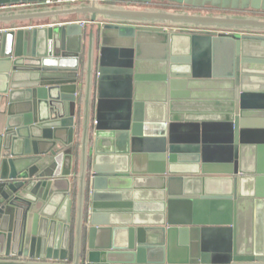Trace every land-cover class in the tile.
<instances>
[{
	"label": "water",
	"instance_id": "water-1",
	"mask_svg": "<svg viewBox=\"0 0 264 264\" xmlns=\"http://www.w3.org/2000/svg\"><path fill=\"white\" fill-rule=\"evenodd\" d=\"M135 1L0 12V264H264V0ZM155 27L165 53L140 56ZM114 60L131 117L106 120L105 152ZM188 100L221 118L183 120ZM137 179L157 182L153 215L124 199Z\"/></svg>",
	"mask_w": 264,
	"mask_h": 264
},
{
	"label": "rangeland",
	"instance_id": "rangeland-1",
	"mask_svg": "<svg viewBox=\"0 0 264 264\" xmlns=\"http://www.w3.org/2000/svg\"><path fill=\"white\" fill-rule=\"evenodd\" d=\"M155 1H160V0H155ZM161 1H164V0H161ZM153 31H155L156 34L153 33V35L156 37V39H154L151 35L147 36V40L150 41V39H153L155 41V43H157V46L159 47V50L158 49H155L153 52H148L149 50L148 49H145L142 47L141 51H144L143 53H140V56H145V58H155L157 56H160L161 53H165V44L164 42H162V37H157V34H161L159 31H161V28L160 27H155L153 29ZM200 34H196L195 35V46H194V50H198V48L200 47V44L203 42V39L204 37L202 36H198ZM161 46V47H160ZM164 52H160V50H162ZM198 58H196V65H195V69H194V75L196 77H202L203 76V73L202 71H199L198 70ZM113 69H110L108 71L105 72V75L103 76L104 77V81L106 82V84H108L107 86H111L114 90L108 92L109 94H115L114 95V98H111L112 99H116L115 102H104L102 103V105L100 104L99 108H98V117H99V120H100V124L97 125L98 127V131L101 135V133L105 130V129H109L111 130L112 132H114L115 134L117 133V130L114 129V128H109L110 126H113L114 125V121L110 122L111 124H108V122H106L107 119H110V120H114V118L116 117V119L120 118V117H125L127 120H130V117H131V105L130 103H126V98H124L120 93L121 92H124V87L121 86L120 84H115L113 83L115 80H119L120 83H123V81H125L129 76L127 74H125L124 70L126 69L125 65H119V64H116L115 63V60L112 62V65ZM112 96V95H111ZM122 97V98H121ZM108 97L106 96V99ZM210 102V101H209ZM219 101H214V102H210L208 104H204L202 106H210V105H219ZM188 105L190 107H197V106H192L191 104L188 103ZM214 113H211V111H207L205 112L206 114L205 115H185V117L183 118V120H187V119H206V120H210V121H214V120H217L219 118H221V112L219 111H213ZM174 118L177 117V116H173ZM191 120V119H190ZM198 127V126H197ZM196 127V128H197ZM199 128V127H198ZM213 129H216V127H212ZM106 132V130H105ZM104 132V133H105ZM103 135V133H102ZM101 135V136H102ZM126 135V134H125ZM115 136V135H114ZM97 139H99V137H97ZM114 147V146H112ZM217 205V204H216ZM196 208L197 209H203L206 208V211L208 212V214L206 212H202V210H199V212H201V217H208V219H210L211 215L215 213H217V211L219 210L220 206L217 205L216 207L212 206L211 204H208V205H203V206H200V205H196Z\"/></svg>",
	"mask_w": 264,
	"mask_h": 264
},
{
	"label": "crops",
	"instance_id": "crops-1",
	"mask_svg": "<svg viewBox=\"0 0 264 264\" xmlns=\"http://www.w3.org/2000/svg\"><path fill=\"white\" fill-rule=\"evenodd\" d=\"M130 3H132V4H145V3H143V0L130 2ZM154 3H159V2L153 0L150 4H154ZM51 22L53 23V22H57V21L52 20ZM51 22H49V20H41V21L32 22L31 24H33V25H47L48 23H51ZM145 40L146 39H144V41H143V45H144V47H147L145 49H148L149 50L148 52H153L155 49H157V47H158L157 43H155V41L153 39H150V41L149 40L145 41ZM115 101L116 100L110 101V102H115ZM211 102H214V101H211ZM188 103L191 104L192 106H197V107H190L188 105ZM208 103H210V102L207 100H205V101H203V100L202 101H200V100L182 101L180 104H181V106L184 107L185 110L179 113V117L182 116L184 118L186 114L188 116L189 115H203V114L205 115V113L202 111L208 110L207 108L209 106H202V105L208 104ZM222 106H225V104L222 105V103H219V105H217V106L210 105V108L215 109V108L222 107ZM192 110H194V111L191 112ZM172 116H175V114L173 112H172ZM2 128H3L2 123H0V131L2 130ZM101 138L105 142L103 144V149H101V150L105 151V152H112L113 147H112L111 143L114 140V134H112V131L106 130V132L103 133ZM131 183H133V184H131ZM125 184L129 187V190H128L129 196L127 195V197L124 199H131L134 202L138 201L140 203H145V202L150 203L149 204L150 208L148 207V209H142L141 211H136V213H143V214L148 213L150 216V215H153L157 212V209L155 207V204H156V199H155L156 198V194H155L156 189H155V187L157 186L156 181H153V179H137V180H134L133 182L128 181ZM178 202H179V204H185V206H187L188 208H190V206H196V205H200V206L205 205L206 206L209 204L208 201H203V200H198V201H194V202L186 200L185 202H187V203H184V201H178ZM198 210H202V212H206L208 214V212L206 211V208H204V210L203 209H198ZM199 214H201V212H199ZM178 245H180V242H176V244H173L172 248L176 251H179V250L181 251V248H179Z\"/></svg>",
	"mask_w": 264,
	"mask_h": 264
},
{
	"label": "built area",
	"instance_id": "built-area-1",
	"mask_svg": "<svg viewBox=\"0 0 264 264\" xmlns=\"http://www.w3.org/2000/svg\"><path fill=\"white\" fill-rule=\"evenodd\" d=\"M81 1H86V0H55V1H46V2H37V3L3 4V5H0V12L1 11H8V10L31 8V7H41V6H45V5L78 3ZM81 22H82V25H85V23H86L85 20H82ZM48 24L54 25L55 23L51 22ZM96 123H97V121H96V119H94V124H96Z\"/></svg>",
	"mask_w": 264,
	"mask_h": 264
},
{
	"label": "flooded vegetation",
	"instance_id": "flooded-vegetation-1",
	"mask_svg": "<svg viewBox=\"0 0 264 264\" xmlns=\"http://www.w3.org/2000/svg\"><path fill=\"white\" fill-rule=\"evenodd\" d=\"M169 5H176V4H169ZM177 7H183L181 4H179V5H176ZM201 9H203V10H209V11H217V9H213L212 7H204V8H201ZM230 12H232V11H230ZM245 13H254L253 11H247V12H245ZM255 14H264L263 12H258V13H255ZM220 33H224V34H231V33H227V32H220Z\"/></svg>",
	"mask_w": 264,
	"mask_h": 264
}]
</instances>
